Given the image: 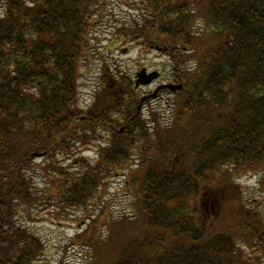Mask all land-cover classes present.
<instances>
[{
  "label": "trees",
  "instance_id": "obj_1",
  "mask_svg": "<svg viewBox=\"0 0 264 264\" xmlns=\"http://www.w3.org/2000/svg\"><path fill=\"white\" fill-rule=\"evenodd\" d=\"M122 2L129 19L115 36L160 49L182 85L173 93L171 121L153 110L142 119L132 79L106 65L104 88L89 108L79 105L103 0H5L0 264H43L45 241L28 225L46 217L84 223L72 238L85 247L83 264L264 259V220L244 207L236 182L247 171L264 172V0ZM107 127L110 142H93ZM92 147V160L74 157ZM120 173L131 196L127 210L115 214L106 194ZM259 187L264 193V178ZM204 191L219 214L205 212Z\"/></svg>",
  "mask_w": 264,
  "mask_h": 264
},
{
  "label": "rangeland",
  "instance_id": "obj_2",
  "mask_svg": "<svg viewBox=\"0 0 264 264\" xmlns=\"http://www.w3.org/2000/svg\"><path fill=\"white\" fill-rule=\"evenodd\" d=\"M122 1L103 0L105 3L104 13L106 14L100 19L95 18L97 23L94 31L91 32L92 40L90 42L93 48L88 60L89 64L82 69V78L80 80L84 85L82 92H86V95L82 96V103L84 104H89L90 96L100 90L101 80L99 79V74L101 73V67L104 65L107 66L110 73L121 71L126 77L131 79L135 76L138 68L142 66L148 67L150 71L156 68L168 69L166 66L168 64L167 56H162L154 51L144 52L138 47L128 48L125 43L117 44L115 48L118 40L115 32H117L118 27L127 24L129 19V11H127V7ZM167 78L168 74L165 72L163 77L155 81L153 85L166 82ZM142 88L141 94L152 89L150 85ZM168 96L167 93L163 92L160 99L148 102L145 108L157 109L167 114L168 110H164V108L167 106L166 100ZM80 155L92 159V157H95V149L87 150L82 154L75 153V157ZM35 171L37 186L42 188L44 186V176L38 166L35 167ZM261 174L249 173L240 177L238 181L241 188L238 187V189L244 199V207L252 212L259 213L263 217L264 197L259 191L258 183L264 178V172H261ZM123 181V174L115 175L108 184L107 199L111 204L110 209L115 214H121L124 210H127L126 206L129 196L124 190L122 191ZM224 205L227 206L226 204ZM220 212L221 207L217 205L215 213L219 214ZM46 218L43 221L30 222L28 225L45 241L46 255L43 264H83L86 254L85 247L72 242L73 236L81 231L82 228L84 229L82 222L80 224L77 222H54L50 218ZM248 262L250 264H264V259L254 260V255L249 254Z\"/></svg>",
  "mask_w": 264,
  "mask_h": 264
},
{
  "label": "water",
  "instance_id": "obj_3",
  "mask_svg": "<svg viewBox=\"0 0 264 264\" xmlns=\"http://www.w3.org/2000/svg\"><path fill=\"white\" fill-rule=\"evenodd\" d=\"M138 79L136 81V84H147L149 82H151L154 78H156L158 76V73L157 72H151L149 74H146L145 71H140L138 74ZM164 87H168L170 89H175V88H178L179 86H174V85H170V84H167V85H161L158 87V89L160 88H164ZM156 89L155 92L152 94V96L155 95L156 91L158 90Z\"/></svg>",
  "mask_w": 264,
  "mask_h": 264
}]
</instances>
